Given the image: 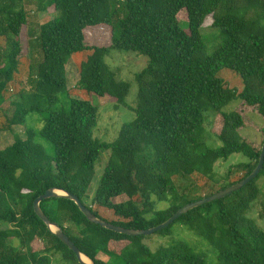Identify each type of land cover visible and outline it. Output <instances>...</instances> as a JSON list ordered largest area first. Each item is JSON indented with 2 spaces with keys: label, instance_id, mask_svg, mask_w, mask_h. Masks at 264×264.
I'll return each instance as SVG.
<instances>
[{
  "label": "trees",
  "instance_id": "1",
  "mask_svg": "<svg viewBox=\"0 0 264 264\" xmlns=\"http://www.w3.org/2000/svg\"><path fill=\"white\" fill-rule=\"evenodd\" d=\"M41 2L42 10L52 9L55 16L34 32L42 61L26 69L30 91H19L12 99L8 93L24 70L32 36L23 0H0V40L7 44L0 51V132L14 135L13 143L0 151V264H52L54 255L63 264H79L33 211L35 199L49 189L76 196L97 218L93 205L111 211L117 218L110 223L114 226L147 230L187 204L239 183L255 169L261 148L255 150L240 132L253 125L244 114L264 121V0ZM181 13L187 29L179 24ZM207 20L221 36L212 55L200 34ZM100 26L110 28L111 45H86V31ZM111 51L135 53L147 63L134 76L138 93L129 109L135 119L121 126L113 142L102 143L93 136L98 109L71 97L66 65L70 57L86 54L77 68L79 87L88 98H108L119 109L130 84L119 81L106 63ZM223 69L241 78V91L228 88L217 76ZM235 101L240 102L237 110L223 112ZM30 114L38 115L41 130L26 126ZM209 116L213 120L207 131ZM15 127L25 128L24 139ZM262 135L264 141V131ZM210 136L221 146H209ZM37 138L51 145L53 156ZM106 150L108 161L87 205L96 163ZM236 154L247 160L237 165L236 175L216 176L215 164ZM193 177L224 185L204 195L196 188L181 191L176 179ZM260 179L264 164L241 190L190 210L155 233L170 240L155 252L143 243L145 237L88 222L71 200H45L40 208L93 264H209L205 253L173 238L174 226L207 243L216 264H264V230L248 216L261 196ZM123 196L125 202H113ZM161 204L165 208H157Z\"/></svg>",
  "mask_w": 264,
  "mask_h": 264
},
{
  "label": "rangeland",
  "instance_id": "2",
  "mask_svg": "<svg viewBox=\"0 0 264 264\" xmlns=\"http://www.w3.org/2000/svg\"><path fill=\"white\" fill-rule=\"evenodd\" d=\"M23 8L27 14V20L29 24V30L31 32L32 38L29 41L28 49L29 53L25 58V65L23 67L22 73L15 76V80L9 90L8 96L13 97L14 94L19 91L28 92L31 89V84L29 81V75L26 71L27 67H35L42 61L40 49L38 47V42L35 39V30L41 24H45L51 21L55 16L52 9L43 11L41 8V0H23ZM179 24L182 28L187 29L186 16L181 13L178 16ZM212 21L207 20L200 31L202 39L206 46V51L208 55H212L216 49L221 44V36L217 29L212 27ZM111 30L109 27L100 26L89 29L86 31L85 44L88 46L97 47H109L111 45L110 41ZM7 44L2 38L0 40V51L1 53L6 51ZM86 54H77L69 58L66 65V76H67V89L70 91V95L73 99H83L91 102L98 109V122L94 130L93 136L102 143L113 142L120 128L123 124L131 123L135 119L134 113L129 109L135 107L136 97L138 93V86L134 81V76L140 73L146 66L147 59L145 57L139 56L135 53H121L117 51H111L106 58V63L109 65L111 70L115 71L118 75V80L127 82L130 84V90L128 96L125 99V105L119 109L115 108L108 98L98 99L95 97L88 98L78 85L79 74L78 69L82 61L86 59ZM1 61V60H0ZM2 62V61H1ZM225 85L230 89H236L238 91L242 90V80L241 78L234 74L233 72L223 69L218 75ZM67 101V100H65ZM240 102H232L223 109V112L230 113L238 109ZM130 106V107H129ZM55 109V108H54ZM246 120H249L253 125H248L241 130L240 135L249 142V144L254 147L255 150H259L263 141V131H264V121L261 117H258L254 113L244 114ZM206 122V129L210 131L212 122V117L209 116ZM26 126L30 127L36 131L42 129V123L37 114H30L26 118ZM15 131L24 139L25 138V128L15 127ZM14 141V135L9 131L0 132V151L10 146ZM37 143L40 144L46 151L48 156H53V149L49 143L41 138H37ZM208 145L211 147L221 146L220 142L210 136L208 139ZM110 152L103 151L101 153L99 161L95 166L94 178L89 186L86 200L87 205H91L93 197L99 186L100 179L103 175L106 163L108 161ZM247 162V160L241 155H233L227 161H218L214 166V172L218 177H224L226 174H230L231 177L235 176L237 173V165ZM176 183L180 186L181 191L192 190L196 188L197 193L202 195L207 194L210 190H215L222 184L213 185L211 182L200 181L198 178H188L186 180L176 179ZM207 183V184H206ZM258 185L262 187L261 196L252 205L248 216L254 220L257 225L264 230V179L258 181ZM193 199V198H192ZM127 200L126 197H120L113 202L123 203ZM159 209L165 208V204L158 205ZM93 211L96 212L99 218L107 223L117 222V218L109 210L101 209L95 205L92 207ZM173 238L175 240H181L188 243L195 251L200 253H205L209 264H216L215 252L214 250L204 241L198 239L191 232L186 229L180 228L179 226H174ZM169 238H163L159 235H150L143 239V243L152 251L155 252L159 246H164L169 243ZM204 254V255H205ZM102 261H106L107 258L104 256H99ZM52 264H63L58 255H54L52 259Z\"/></svg>",
  "mask_w": 264,
  "mask_h": 264
},
{
  "label": "water",
  "instance_id": "3",
  "mask_svg": "<svg viewBox=\"0 0 264 264\" xmlns=\"http://www.w3.org/2000/svg\"><path fill=\"white\" fill-rule=\"evenodd\" d=\"M264 164V141L261 147L260 157L257 166L255 169L251 172L250 175H248L244 180L240 181L239 183L230 186L224 190H221L217 193H214L210 196L204 197L200 200L194 201L192 203L187 204L186 206L179 209L171 218H169L164 223L151 228L147 230H131V229H124L122 227L114 226L110 223L104 222L101 219L95 217L89 209H87L80 200L65 191L59 190V189H49L47 190L43 195L39 196L35 201L33 202V211L35 215L38 217L40 221L48 228V230L57 238L59 239L67 248L72 251L79 264H93L92 261H90L85 255L81 254L78 248L74 245V243L64 234L62 229L55 223H52L43 213V211L40 208V203L45 200L50 199H57V198H65L68 200H71L75 203V205L78 207L79 211L83 214V216L87 219L88 222L93 223L95 225H98L102 227L103 229H106L107 231L114 232L121 235H126L129 237H147L150 235H153L157 232H160L166 228H168L170 225H172L179 217L186 214L190 210H193L195 208H198L202 205L211 203L216 200L223 199L229 195H231L234 192H237L241 190L244 186H246L248 183L253 181L257 175L260 173L262 167ZM82 257H85L88 262H84L82 260Z\"/></svg>",
  "mask_w": 264,
  "mask_h": 264
},
{
  "label": "bare ground",
  "instance_id": "4",
  "mask_svg": "<svg viewBox=\"0 0 264 264\" xmlns=\"http://www.w3.org/2000/svg\"><path fill=\"white\" fill-rule=\"evenodd\" d=\"M82 260H83L84 262H88V260H87L85 257H82Z\"/></svg>",
  "mask_w": 264,
  "mask_h": 264
}]
</instances>
